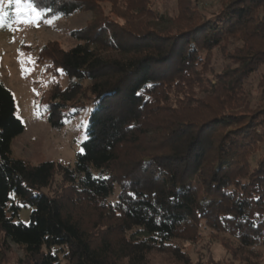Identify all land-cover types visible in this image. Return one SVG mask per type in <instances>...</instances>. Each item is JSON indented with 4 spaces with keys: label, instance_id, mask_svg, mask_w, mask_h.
Here are the masks:
<instances>
[{
    "label": "trees",
    "instance_id": "16d2710c",
    "mask_svg": "<svg viewBox=\"0 0 264 264\" xmlns=\"http://www.w3.org/2000/svg\"><path fill=\"white\" fill-rule=\"evenodd\" d=\"M147 1L33 0L46 18L94 15L72 47L39 51L67 77L50 88L51 125L95 107L74 165L31 164L13 155L25 125L0 81V250L22 247L23 264H206L185 248L206 234L262 262L264 0L182 1L170 16ZM4 9L0 31L17 19Z\"/></svg>",
    "mask_w": 264,
    "mask_h": 264
},
{
    "label": "rangeland",
    "instance_id": "374dc122",
    "mask_svg": "<svg viewBox=\"0 0 264 264\" xmlns=\"http://www.w3.org/2000/svg\"><path fill=\"white\" fill-rule=\"evenodd\" d=\"M188 0H148L147 6L159 14L167 16L177 12L179 2ZM193 1V0H191ZM207 9L216 8L219 0H199ZM124 5L125 0H120ZM7 4V3H6ZM106 13H110L111 3L104 2ZM115 19L117 17L112 15ZM91 11L76 13L67 17H44L40 15L31 21L26 16L17 17L13 26L7 31H0V81L12 92L16 114L25 125L23 133L13 139V155L25 159L31 164H39L48 160L60 161L74 165L77 154L82 151V143L87 139L86 128L93 103H88L74 116L65 120L63 126L55 128L48 118L47 99L54 83L62 87L67 84V77L61 70L55 71L49 60H39V51L49 42H57L62 48L68 49L76 44L71 36L92 20ZM120 20V19H118ZM122 21V20H121ZM161 22V20H159ZM146 22L153 23L152 19ZM48 65L50 70H48ZM66 112H73L66 109ZM58 178V177H57ZM32 207L23 205L15 221L28 223ZM205 239L199 246L190 244L185 248L193 254V259L205 258L206 264H246L234 260L231 252L220 240ZM263 255L264 247L260 248ZM201 252V255L198 254ZM22 247L12 243L8 248L0 250V264H23ZM203 257V258H202ZM147 264H180L166 254L152 253Z\"/></svg>",
    "mask_w": 264,
    "mask_h": 264
},
{
    "label": "snow or ice",
    "instance_id": "6c2138e0",
    "mask_svg": "<svg viewBox=\"0 0 264 264\" xmlns=\"http://www.w3.org/2000/svg\"><path fill=\"white\" fill-rule=\"evenodd\" d=\"M7 3L10 7L15 5V11L17 17L26 16L30 21L34 17L40 16L43 14V11H51V9L41 10L37 9L33 0H0V24H3L7 13L4 9V3Z\"/></svg>",
    "mask_w": 264,
    "mask_h": 264
}]
</instances>
